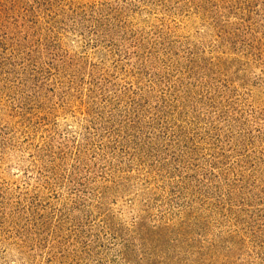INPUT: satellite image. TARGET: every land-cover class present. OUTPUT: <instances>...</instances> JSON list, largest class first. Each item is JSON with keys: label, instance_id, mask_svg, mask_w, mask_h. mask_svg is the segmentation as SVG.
<instances>
[{"label": "rangeland", "instance_id": "1", "mask_svg": "<svg viewBox=\"0 0 264 264\" xmlns=\"http://www.w3.org/2000/svg\"><path fill=\"white\" fill-rule=\"evenodd\" d=\"M0 264H264V0H0Z\"/></svg>", "mask_w": 264, "mask_h": 264}]
</instances>
